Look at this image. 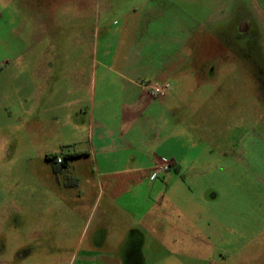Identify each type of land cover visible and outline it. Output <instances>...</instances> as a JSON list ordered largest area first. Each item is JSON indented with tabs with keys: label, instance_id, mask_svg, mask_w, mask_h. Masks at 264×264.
<instances>
[{
	"label": "rangeland",
	"instance_id": "obj_1",
	"mask_svg": "<svg viewBox=\"0 0 264 264\" xmlns=\"http://www.w3.org/2000/svg\"><path fill=\"white\" fill-rule=\"evenodd\" d=\"M133 53L192 57L165 96L143 88L179 108L181 156L207 147L109 202L72 155L95 104L77 79L110 74L115 100ZM0 264H264V0H0Z\"/></svg>",
	"mask_w": 264,
	"mask_h": 264
},
{
	"label": "crops",
	"instance_id": "obj_2",
	"mask_svg": "<svg viewBox=\"0 0 264 264\" xmlns=\"http://www.w3.org/2000/svg\"><path fill=\"white\" fill-rule=\"evenodd\" d=\"M177 43L180 44L181 41L177 39ZM191 58L185 54L173 55L156 66L148 61L143 62V59L134 53L129 55L120 62L123 66L122 72L115 73L113 78L114 86L118 88L114 91L115 100L109 94L110 74L93 73L87 77L84 73L78 75L77 91H90L92 102L95 104L88 126L89 150L74 151L72 154H86L92 157L95 169L101 172L98 199L102 198L101 194L106 191L109 202L117 201L135 185L139 186L143 177L152 174L156 161L162 159L161 155H165L163 158L172 162L170 170L175 171L177 176L193 168L199 159L198 155H202L206 150L207 145L196 139L187 153L181 156L178 152L181 125L179 108L170 107L168 102L163 100L158 105L159 112H152V97L145 87L143 88L146 79H149L150 85L170 84L176 75L182 73ZM98 81H101V92L96 88ZM100 93H103V98L96 97ZM81 128H86V125L82 124ZM151 128H154L156 134L150 138ZM198 141H202L203 145H199ZM149 145L156 147L158 153L154 150L150 155L142 154V150L147 149ZM140 155L146 159L139 158ZM166 175L172 177L170 173ZM81 187L85 189L88 185ZM153 208V205L148 207L149 210L143 215L147 216Z\"/></svg>",
	"mask_w": 264,
	"mask_h": 264
},
{
	"label": "built area",
	"instance_id": "obj_3",
	"mask_svg": "<svg viewBox=\"0 0 264 264\" xmlns=\"http://www.w3.org/2000/svg\"><path fill=\"white\" fill-rule=\"evenodd\" d=\"M165 85L167 84H158L156 85L154 88V91H153V94H155L156 96L158 97H163L166 95V91H165ZM58 162H61L62 159L61 158H58L57 159ZM172 167V162L170 160H167V159H159L158 161H156L155 163V167L153 169V172L151 174V180H156L158 179L162 173H165V172H168Z\"/></svg>",
	"mask_w": 264,
	"mask_h": 264
},
{
	"label": "trees",
	"instance_id": "obj_4",
	"mask_svg": "<svg viewBox=\"0 0 264 264\" xmlns=\"http://www.w3.org/2000/svg\"><path fill=\"white\" fill-rule=\"evenodd\" d=\"M72 155L76 156V154H72ZM48 158L51 159L54 163V171L59 172L61 170L62 163H59L55 157L49 156Z\"/></svg>",
	"mask_w": 264,
	"mask_h": 264
},
{
	"label": "flooded vegetation",
	"instance_id": "obj_5",
	"mask_svg": "<svg viewBox=\"0 0 264 264\" xmlns=\"http://www.w3.org/2000/svg\"><path fill=\"white\" fill-rule=\"evenodd\" d=\"M242 29V28H241ZM59 163H62V164H65L66 163V161H64L63 159H62V161L61 162H59ZM60 172V171H59ZM59 172H56V174L58 175L59 174ZM69 181H73V179L71 178V179H68V181L66 182V185H70V186H74V185H77V182L76 183H69ZM74 181H77V180H74Z\"/></svg>",
	"mask_w": 264,
	"mask_h": 264
}]
</instances>
